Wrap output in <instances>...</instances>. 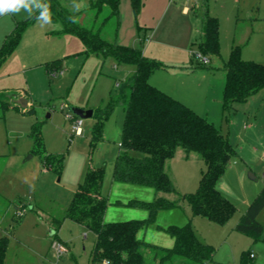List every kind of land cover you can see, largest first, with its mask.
<instances>
[{
  "label": "rangeland",
  "instance_id": "1",
  "mask_svg": "<svg viewBox=\"0 0 264 264\" xmlns=\"http://www.w3.org/2000/svg\"><path fill=\"white\" fill-rule=\"evenodd\" d=\"M185 6L188 12H183ZM95 12L88 5L78 22L96 28L107 9L98 16ZM206 12L218 19L220 50L219 54H207L209 60L203 62L194 54L201 52L198 42ZM27 18L23 10L0 16V46L16 21ZM116 21L110 20L103 36L110 41L118 37L121 44L140 48L144 55L166 67L184 69L177 73L157 69L156 76L179 90L178 95L193 104L184 103L229 136L237 156L230 159L221 178L227 191L233 193L226 196L241 216L248 206L244 200L252 201L264 188V89L235 110L225 111L224 63L236 46L242 59L264 63V0H142L137 16L131 0H120L118 36ZM50 31L53 29L40 27L35 19L23 33L18 48L0 67V236L8 237L4 264L91 263L95 234L71 219H63L88 166L105 167L103 191L111 199L105 221L142 219L143 212L148 215L146 209L114 204L116 200L179 198L151 187L112 180L125 117L124 102L115 105L105 122L102 140L93 142V116L82 118L80 132L75 128L78 116L72 117V109L104 107L110 94L117 96L122 83L132 78L136 65L117 63L101 54L87 56L77 35ZM151 44L157 57L151 54V48L147 50ZM171 59L178 62L170 63ZM53 70L57 73L52 74ZM21 97L28 100L27 106L21 104ZM68 113L70 118L66 117ZM47 155L64 157L61 171L52 167L54 163L52 168L46 165ZM195 156L184 166L179 164L180 193H192L199 185L205 163ZM188 206L182 201L181 207L164 211L155 224L184 221L183 210H191ZM22 207L26 210L19 216L17 211ZM196 216V221L195 216L192 219L196 234L215 247L213 259L205 264H242L244 252L250 264H264V240L255 241L237 231L235 217L219 224ZM258 220L264 224V208ZM147 228L138 234L150 241L143 233L159 232L151 225ZM53 240L65 242L68 252L59 254ZM143 253L144 264H162L155 261L151 248H144ZM182 263L200 264L178 255L163 262Z\"/></svg>",
  "mask_w": 264,
  "mask_h": 264
},
{
  "label": "trees",
  "instance_id": "2",
  "mask_svg": "<svg viewBox=\"0 0 264 264\" xmlns=\"http://www.w3.org/2000/svg\"><path fill=\"white\" fill-rule=\"evenodd\" d=\"M49 3L52 21L63 25L62 30H53L51 33L77 35L85 45L84 52L87 56L101 54L112 57L117 63L136 65L134 75L122 83L119 94H110L104 107L93 109L92 116L96 120L92 138L96 143L103 139L105 122L115 105L121 101L125 103L121 141L112 180L151 187L159 192L179 196L178 200L162 196L151 201L116 200L114 204L146 209L147 217L105 221V212L111 203L102 190L105 167L88 166L69 207L65 209L63 219H71L95 234L90 264H103L104 260L108 264H144V248H151L154 257H158L161 262L176 255L200 264L211 261L215 247L198 237L190 218L183 225H156L158 230L173 237L174 244L171 247L151 244L139 238L138 233L156 222L160 210L180 207L182 201H187L192 215H201L219 224H225L233 217L237 207L218 187L230 159L237 156V150L229 136L193 108L150 82L149 78L155 70L166 67L160 61L144 55L138 47L123 45L116 39L110 41L103 36L104 29L112 18H117L115 25L116 34L118 33L120 0L89 1V8L95 9L96 16L107 9L96 28H87L78 22L83 11L71 12L60 0H49ZM131 4L134 15L137 16L142 0H131ZM34 20L35 15L16 21L15 27L6 35L0 47V67L18 48L23 33ZM202 22V36L198 42L200 53L204 56L219 54L218 19L206 12ZM224 69L222 106L225 111L235 110L236 104L247 102L251 96L264 89V63L242 59L239 46L232 48ZM178 148L196 152L205 163L199 185L192 193H180L166 171V162L174 157ZM45 159L48 167L55 166L58 171L62 170L64 157L47 155ZM263 208L264 188L249 203L235 229L251 236L255 241L264 240V224L258 220ZM7 249L8 237L4 235L0 237V264L5 263ZM242 264H250L246 252L242 255Z\"/></svg>",
  "mask_w": 264,
  "mask_h": 264
},
{
  "label": "crops",
  "instance_id": "3",
  "mask_svg": "<svg viewBox=\"0 0 264 264\" xmlns=\"http://www.w3.org/2000/svg\"><path fill=\"white\" fill-rule=\"evenodd\" d=\"M89 1L90 0H80V2H79V7H80V11H83V13H82V15H84L85 13H84V10H86L87 9V7H88V5H89ZM60 2H61V4L65 7V8H67L69 11H72V12H74L73 11V0H60ZM183 12H188V6H185L183 9ZM56 23H58V22H56ZM119 30H120V27H119ZM119 30H118V33H119ZM51 32V31H50ZM118 33H117V36H118ZM9 33H7L6 35H8ZM116 41L118 42L119 40H118V37L116 38ZM120 43V42H119ZM122 43V42H121ZM156 43V42H155ZM2 45V44H1ZM1 47V46H0ZM176 47V46H175ZM149 48H151V50H150V52H151V54L153 55V56H155V57H157V55H155V53H154V50H155V46H153L152 44H151V46H149L148 48H147V50L149 49ZM10 58V57H9ZM209 59V58H208ZM8 60V59H7ZM6 60V61H7ZM170 63H172V62H174V63H176V62H178L176 59L175 60H170L169 61ZM160 69H163V70H172V71H174L175 73H177V72H183V71H185L184 69L181 71V70H179L178 68H175V67H164V68H160ZM149 80H150V82L153 84V85H155V86H157L158 88H160V89H162V90H164L165 92H167V93H169L170 95H172L173 97H175V98H177V99H179V100H181L182 102H184V100H185V102H188L189 104H193V103H191L190 101H188V100H186V99H183L182 98V96L181 95H178V94H180V93H177V91H179V90H177V89H175L174 87H172L170 84L169 85H165V84H163L162 82H160L158 79H157V76H156V70L151 74V76H150V78H149ZM153 82H155V83H157V84H154ZM174 91V92H173ZM257 94V93H256ZM255 95V94H254ZM253 95V96H254ZM252 97V96H251ZM191 98V97H190ZM246 103V102H245ZM186 104V103H185ZM241 104H244V103H240V104H236V107H238V105H241ZM246 128H245V130L246 131H248V129H249V125L248 126H245ZM195 155H198L196 152H193V151H190V152H187V151H185L184 149H182V148H178L177 149V151H176V153H175V155H174V157L173 158H171V159H169L167 162H166V171H167V173L169 174V176H170V178H171V180L173 181V183H174V185H175V187L177 188V190L179 191V188H178V182H179V178H180V175H179V169H178V167L180 166L179 164H182L183 166H184V162H187L189 159H191V158H196V156ZM199 157H200V155H198ZM177 166V167H176ZM181 179V178H180ZM218 187H219V189H220V191L226 196V194H228L229 196H231L233 193H229V192H231V191H227V190H229V189H227L228 187L225 185V182H224V180H222V178L219 180V183H218ZM102 190H103V188H102ZM180 192V191H179ZM103 193L104 194H106L104 191H103ZM107 196H109V195H107ZM229 196H227L228 198H229ZM109 198V197H108ZM109 201L111 202V199L109 198ZM244 202L246 203V206L247 205H249V203L251 202L250 201V199H245L244 200ZM181 204H182V202H181ZM109 206L110 205H108V207H107V209H106V212H105V216L106 215H108L109 214V212H108V210H109ZM181 207V206H180ZM189 207V206H188ZM177 208V207H176ZM175 208H172V209H168V210H160L158 213H157V216H156V221L158 220V219H161V215H163V213H164V211H173ZM189 209H191V207L189 208ZM184 211V213H185V215L181 218L182 220H184V221H180L179 220V223H167V222H172V221H166L165 223H157V224H151V226H153L154 227V229H156V231H158L159 233H157V234H151V235H147V232H148V230H146V232H144L143 233V235L145 236V238L146 237H148V238H150V241H147V242H149V243H151V244H155V245H158V246H162V247H171V246H173V244H174V239H173V237H171L169 234V236H165V235H167V234H163V233H166V232H164V231H162V230H158L157 228H156V225H160V226H168V225H170V224H176V225H183V224H185L187 221H188V219L190 218L191 219V222H192V219H193V217H194V215H192V210H189L190 212H188V209H184L183 210ZM244 212V211H243ZM236 213V212H235ZM147 212L145 213V212H143V215H144V217L143 218H145V217H147ZM173 214V213H172ZM191 214V215H190ZM243 213H241V215H242ZM233 217H235V218H233V219H235V220H237L236 221V223L238 222V220H239V218L241 217L239 214H238V212L236 213V214H234L233 215ZM171 220H172V218H171ZM177 220V219H176ZM197 220V216L195 215V220L194 221H196ZM150 226V225H149ZM147 229H149V228H147ZM141 231V230H140ZM147 235V236H146ZM4 236V235H3ZM0 237H2V236H0ZM138 237H139V234H138ZM140 238V237H139ZM61 241V240H60ZM146 241V240H145ZM63 244H65L66 245V243L65 242H63V241H61ZM205 242V241H204ZM67 246V245H66ZM68 247V246H67ZM7 254V253H6ZM6 258V257H5ZM154 259H155V261L157 262V263H162L163 264V262H161L160 261V259L157 257V258H155L154 257ZM165 262V261H164ZM183 262H185V261H183ZM182 264H184V263H182Z\"/></svg>",
  "mask_w": 264,
  "mask_h": 264
},
{
  "label": "clouds",
  "instance_id": "4",
  "mask_svg": "<svg viewBox=\"0 0 264 264\" xmlns=\"http://www.w3.org/2000/svg\"><path fill=\"white\" fill-rule=\"evenodd\" d=\"M80 0H73V11L79 12ZM23 10L28 18L35 15V19L42 28L62 30L63 25L56 26L52 21L51 5L49 0H0V16L18 14ZM38 13V15H36Z\"/></svg>",
  "mask_w": 264,
  "mask_h": 264
},
{
  "label": "built area",
  "instance_id": "5",
  "mask_svg": "<svg viewBox=\"0 0 264 264\" xmlns=\"http://www.w3.org/2000/svg\"><path fill=\"white\" fill-rule=\"evenodd\" d=\"M194 55H195L196 57H198V58H201L203 62H207V61L209 60L207 56H204V55H202L201 53H195ZM51 73H52V74H56V73H57V70H53ZM66 117H67V118H70L71 115L68 113V114L66 115ZM82 122H83V121H82V118L78 117V118H77V121H76V123H75V128H76L77 132H80ZM25 210H26V208H25V207H22L21 209H19V210L17 211V214L20 216V215L23 214V212H24ZM53 245L55 246L56 251H57L59 254H62V253L68 252V247H67L65 244H63L61 241H55V240H53ZM250 256L253 257V253H251ZM103 264H108V261H107V260H104V261H103Z\"/></svg>",
  "mask_w": 264,
  "mask_h": 264
},
{
  "label": "water",
  "instance_id": "6",
  "mask_svg": "<svg viewBox=\"0 0 264 264\" xmlns=\"http://www.w3.org/2000/svg\"><path fill=\"white\" fill-rule=\"evenodd\" d=\"M19 101L21 102V104H22L23 106H27V105H28V100H27L25 97H21V98L19 99ZM72 111H73V115H76V116H78V117H80V118L91 117V116L93 115V109L85 110L84 108L74 107V108L72 109ZM250 176H251L252 178H254V175H253V174H250ZM50 234L53 235V234H54V231L51 230V231H50Z\"/></svg>",
  "mask_w": 264,
  "mask_h": 264
}]
</instances>
